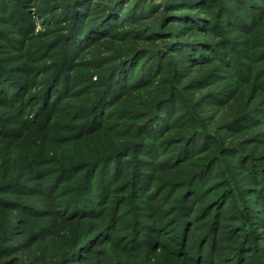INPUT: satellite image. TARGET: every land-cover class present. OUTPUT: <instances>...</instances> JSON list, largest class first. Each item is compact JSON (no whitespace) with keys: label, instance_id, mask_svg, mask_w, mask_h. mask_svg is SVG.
<instances>
[{"label":"rangeland","instance_id":"1","mask_svg":"<svg viewBox=\"0 0 264 264\" xmlns=\"http://www.w3.org/2000/svg\"><path fill=\"white\" fill-rule=\"evenodd\" d=\"M43 1L44 3H42ZM73 1L30 0L33 6L30 7L32 9L27 23L35 25L30 31L31 40L28 42L30 45L35 44L33 38L41 36L45 37V42H50L47 39L48 34H50L49 39H53L56 34L47 26L56 21L60 27L64 26L62 27L63 38L66 35L72 37L76 33L78 35V43H74L77 42L76 39L70 43L67 42L72 60L71 70L68 69L67 73L75 76L79 86L72 89V95L64 106L67 113L77 117L78 122L75 123L79 125V131L72 135L68 134L62 130L63 127L60 129V125L62 126L60 124L56 129L50 131L47 137H45L46 135H33L17 141L13 145L0 141V165L2 166L0 169L4 168L3 170L8 172L9 176L22 174V181L34 182L40 173H53L56 168L64 164L91 162L105 153L122 148L138 134L135 127L142 119L140 121L136 119V114L148 113L155 101L160 99L162 91L167 90V93H172L169 96L171 98L160 108L161 112H159L157 121V123L160 121V126L163 128L162 139L169 141L181 137L189 130L186 126H189L193 121H198L208 133L219 134L221 143L213 145L209 149H202L198 153H189L191 155H189L188 166L183 168H180L182 166L177 162V165L172 168L162 169L165 163L168 166L172 161L170 157L174 149L167 150L168 148L165 147V150H161L157 158L161 165L164 164L161 166L162 172L156 177L152 187L150 183L147 184L146 188L151 187L146 194L149 196L139 198L136 202L138 212L142 214L140 220L149 226L167 227L166 225L173 219L170 209L177 205V197L179 198L183 192L182 189H174L172 183L183 180L188 171L187 167L192 169L216 157L215 159L218 161L222 160L220 161L222 163L219 162L215 168L217 176L210 179V174H212L210 173L204 180V186L209 187L208 190L201 195L203 191L201 188V193L196 196L197 198H191V201L194 202V210L192 209L194 213L190 221H192V225H195V228L187 230L191 236L182 242L183 249H187L188 252L201 248L204 256L213 258L215 264H257V258L264 264V254L259 255V252L264 251V175L258 174L264 170V124L244 130L239 134L225 132L228 131L225 130V126L234 123L243 114L257 115L258 112L264 110V94H259L261 92L256 85L245 81L249 74L239 79L238 74L230 72V69L224 71V67L216 62V55L219 53L216 50L217 45L223 42L230 43L222 54L226 59L232 53H228V50H242L244 59L253 55L255 51H248L247 44L253 45L256 42L264 41V29L249 38L240 36L234 30L229 32L225 30L224 33L215 32L217 33L216 37L214 35L199 36L197 32V34H191L190 37L196 38L195 41L203 37L210 43L206 47L211 48H201L199 55L203 56V49H214V52L211 59H199L198 62H194L196 65H190L188 64L190 62L177 52V45L164 44L171 43L170 37L166 34L174 33L171 31L172 29L177 32L185 24L176 22L160 26L163 21L160 15L183 13L184 10H179L184 8L181 3L191 1L186 7H190V13L201 17L202 26L207 25V28L210 23L217 20L215 13L218 2L225 0H205L203 4L202 0H79L78 8H76L77 3L69 6ZM228 1L236 5L232 0L225 2ZM112 5H115L113 16L111 15L104 21L99 19V15L102 16ZM54 6L56 8L64 6L65 8L49 14L35 12L37 9ZM55 13L56 16L53 15ZM90 16L93 20L89 22ZM4 17L3 14H0L1 19ZM71 18H76L77 26L73 30L74 32L68 34V19ZM97 19L99 21H96ZM115 24L117 28L114 27ZM109 25H113L112 28L108 27ZM106 28L111 29H107L105 34H101ZM217 29L216 26L213 28L214 31ZM94 34L97 36L94 37ZM156 34L157 36H155ZM38 46L40 45L36 43L35 48H39ZM44 47L46 48H41L39 56L35 58L40 60L45 57L44 60L26 62L25 59L18 58L21 56L20 54L11 56L8 61L9 68H24L26 70L36 68L39 73L44 71V74L41 73L42 75L32 73L34 81L27 84V88H30L28 97H33L41 88L42 83L48 80L55 70V61L52 60L55 57L52 54L49 55L47 46ZM60 47L65 48L66 44L59 42L58 47L54 50L55 53L60 52L58 49ZM133 52H136V58L130 65H127L128 70L131 67L138 70L139 65L147 62L154 63L152 55L158 52H160L159 63L162 69L155 72L154 82L153 79L149 80L148 83H151L149 88L134 91L128 96L116 93V98L113 97L115 99L112 98L103 105V111L98 120L102 116L103 118L97 123L96 132L88 133L86 127H81L88 121L87 110L92 101L94 102L95 95L101 91L102 79H106L107 71L115 65L119 56H128ZM4 57L6 58V55H0L1 59ZM263 81L264 78L261 79L260 84H263ZM216 95H221L220 99L223 104L215 105L213 103L212 97ZM124 114H127L125 119H123ZM259 119L264 121V116L262 115ZM184 120L185 123L187 121L186 124L182 123ZM101 121L102 128L99 129ZM97 126H99L98 129ZM230 147L237 149L245 156L238 159L239 156L235 157L236 150L234 152L226 151V148ZM228 153L232 154L226 157ZM28 156L33 157L29 164L23 161ZM127 157L131 159V155ZM249 163H253L251 165L256 168L255 178L252 177L253 174L249 173L250 171H247ZM122 165L124 169L126 164L122 163ZM112 167L110 166V169ZM83 173L84 171L81 174ZM74 174L75 172L69 175ZM125 180L127 181L128 178ZM113 182V185L111 181L108 184L109 190H112L109 194L110 199L112 201L122 198L123 200L129 199L131 189L127 187L123 189L125 181L113 177ZM94 183L96 184V181ZM159 192L162 193L159 194ZM43 193L34 196L36 199L43 198L45 199L43 201L46 202ZM60 193L58 192V195ZM221 194H227L219 207L222 214L215 216L217 209L205 213L207 206ZM51 195L54 197L56 193L53 192ZM165 195L166 197L163 198ZM58 197L53 199L60 206L61 201ZM153 201L159 203L163 212H167L161 221L152 217V213L147 211L146 205H144ZM237 201L242 204V211L238 210L237 206L240 204H237ZM38 205V210L46 212L45 209H47V213L41 218L25 217L17 207L0 216V241L4 237H11L12 241L5 244L4 247L7 250L17 249L11 255H3L0 264H54L66 254L68 250L66 248L69 245L72 247L75 241L89 238L100 228L101 224L98 222L82 224L64 222L63 217L60 218L55 214L56 211L63 210L62 206L52 209L42 203ZM127 209L126 205H121V211H127ZM4 228H8L11 234L4 236ZM169 231L167 230V232ZM205 238L210 240L205 244H200ZM247 239H253L254 244L252 245H255V248L251 249V243ZM90 247L92 250L89 249L90 252L85 254L87 262L77 261L74 264H117L119 262L123 264H175L172 258L164 256L166 254L154 255L152 248L148 251L142 250L139 255L126 256L112 249L107 251L108 248L104 249L105 247L101 250L96 246ZM103 253L104 255H102ZM7 254H9L8 251ZM207 258L196 261L183 257L181 261L185 262L183 264H207Z\"/></svg>","mask_w":264,"mask_h":264},{"label":"trees","instance_id":"2","mask_svg":"<svg viewBox=\"0 0 264 264\" xmlns=\"http://www.w3.org/2000/svg\"><path fill=\"white\" fill-rule=\"evenodd\" d=\"M78 1L79 0H74L69 6L76 4ZM204 1L205 0H202V4ZM225 1L218 2L215 13L217 20L216 22L210 23V28L209 26L206 28L207 25L202 26L201 17L192 12L190 13V7L186 6L191 1L181 3L184 8L182 7L183 9L179 10H184L183 13H166L160 15V17L163 18L160 26L176 22L185 24L177 32L175 29H172L171 31L174 33L169 32L166 34L170 37L171 43L166 42L164 44H170L169 46L177 45V52H179L185 60L190 62L188 64L193 65L194 62H198L199 59H211L214 49H203V56L199 55V53H201V48H211L206 47L209 46L210 43L203 37L195 41L194 39L196 38L190 37L191 34L194 35L198 33L199 36L214 35V37H216L217 33L215 32L221 31L224 33L225 30L227 32L234 30L237 31L240 36L249 38L264 29V0H232L236 5L229 1V3ZM42 3H44V1ZM31 4L32 2L30 3V0H0V14H3L5 16L4 18H6H0V55H6V58H0V141H5L9 145H13L17 141L29 138L33 135L39 134L46 135L45 137H47L49 132L56 129L60 124H62V126L60 125V129L63 127L62 130L68 134L72 135L79 131V125L75 123L78 122L77 117L67 113L64 106L67 99L72 95V89L79 86L75 76L71 73H67L68 69L71 70L70 65L72 61L67 42L70 43L75 39L77 41L78 35L76 33V36L73 35L72 37L71 35H66V37L63 38L62 27L64 26L62 25L60 27L56 21L50 26H47L56 34L53 39H49L50 34H48L47 39L50 42H45V37L39 35L41 37L33 38L35 44L30 45L28 43L31 40L30 31L35 27V25L32 26L27 23L32 9L30 7L33 6ZM63 7H46L37 9L35 12L38 14H49L50 12L64 9L65 7ZM76 8H78V3L76 4ZM114 8L115 5H112V7L107 10L108 12L106 11L102 16L99 15L98 18L103 19V21L110 18L111 15L113 16L115 13ZM53 15L56 16V13ZM91 17L92 16H90L89 22L93 20ZM99 19L96 21H99ZM76 26V18L68 19V34L74 32L73 30ZM110 26L112 28L113 25H109L108 27ZM215 26L218 29L214 31L213 28H215ZM114 27L117 28L116 24ZM107 29L109 28H106L101 34H105ZM96 34L93 36H97ZM101 34L98 35L100 36ZM155 36H157V34ZM42 38L44 39L41 40ZM157 39L159 38L157 37ZM59 42L61 44H66V47H60L61 49L58 48L60 52L55 53L54 50L58 47ZM36 43L40 45L38 46L39 48H35ZM74 43H78V41ZM229 44V42H227V44L223 42L217 45L218 47L216 50L219 52L216 55L217 64L222 65L224 71L230 69V72L233 71V73L238 74L239 79L249 74L245 81L256 85L259 92H261L259 94H264V81L263 84H260L261 79L264 78V41L260 43L256 42L253 45L247 44V47H249L248 51L254 50L255 53L246 57V59L243 58L244 53H242V50H228V53H232L230 57L226 59L222 54H224L223 51L228 48ZM44 46H47L49 55L52 54V56L55 57L52 58V60L55 61V70L52 76L42 83L39 91L36 92L33 97H28L30 88H27V84L32 83V80L34 81L32 73L35 72V74H38L39 70L36 68L29 70L24 68H9L8 61L11 56L20 54L21 56L18 58L25 59L26 62L44 60L45 57L40 60L35 59L39 56L41 48H46ZM159 54L160 52L152 55L154 63L147 62L139 65L138 70H134L132 67L129 70L127 69V65H130L132 60L136 58V52L128 56H119L115 65L107 71L106 79H102L101 91L95 95L94 102L92 101L90 104L87 110L88 121L83 124L81 128L86 127L88 133L96 132L95 127L99 120L103 118L102 116L98 120L103 111V105L114 96L116 98V93L119 92L121 95L128 96L134 91L149 88L151 86L149 85L151 83H148L149 80L153 79L154 82V78H156L154 76V74H156L155 72L158 69H162L159 63ZM147 56H149V53L146 57ZM41 73L44 74V71H40L39 74ZM115 85L118 86L115 87ZM167 92V90L162 91L163 94L160 96V99L155 101L148 113L141 114L140 112L136 114V119L139 121L142 119L135 127L136 130H138V134L140 131V134H137L136 138H134L135 140L133 139L131 142H128L122 148L120 147L115 151L105 153V155L103 154L91 162H78L74 165L64 164L56 168L53 173H40L34 182L22 181V174L9 176L7 174L8 172L3 170L4 168L2 170L0 169V216H3V213L13 211L17 207L25 217L41 218L47 213V209H45L46 212L40 209L38 210V204L42 203L52 209L62 206L63 210H58L55 214L60 218L63 217L62 220L66 223L82 224L84 222H98L101 224L94 235L87 239H81L78 242L75 241L72 247L69 245L66 248L68 249L66 254L54 264H74L77 261L82 263L87 262L85 254L92 250V247L89 248V246H96L99 250L105 247L104 249L108 248L106 249L107 251L112 249L126 256L139 255L142 250L148 251L152 248L154 255L160 256L166 254L164 256L172 258L175 264L182 263L181 259H183V257L196 261H202L203 258H207L206 255L204 256L201 248L187 252V249H183L182 242L185 238L191 236L187 230L195 228V225H192V221H190L194 213V211H192V209L194 210V202L191 201V198L193 197L196 199V196L201 193V188L203 190L201 195L208 190L209 187L206 188V186H204V180H206L210 173H212L210 174V179L217 176L215 168L219 162L222 161L221 159L218 161V159L214 157L205 161L203 165L199 164V166L192 169L187 167L188 171L183 180L172 183L174 189H182L183 192L179 198L177 197V205L170 209V215H173V219L166 225L167 227L149 226L147 223L141 221L140 219L142 217L140 216L142 214L138 212L139 209L136 205L137 199L149 196H146V194L150 191L156 177L162 172V169L172 168L177 164L182 166H179L180 168L186 165L188 166V161L190 160L189 155L195 152L198 153L205 148L209 149L213 147V145L221 143L219 134L208 133L201 127L198 121H193L189 126H186L189 130L183 133L181 137L169 141L162 139L161 131L163 128L160 126V121L158 123L157 121L160 115L159 112H161L160 108L171 98L169 96L172 93ZM220 96L216 95L212 97L215 105L223 104L221 103ZM127 114H124L125 117H123V119L127 118ZM262 115L264 116V110L258 112L257 115L245 113L242 117L236 119L234 123L226 125L225 130L228 131L225 132L239 134L244 130H250L251 128L253 129V127L255 128V126L257 127L264 124V121L259 119ZM182 123L186 124L187 121L185 123L184 120ZM99 126H97V129L98 127L99 129L102 128V121ZM199 139L200 141H198ZM197 142L199 143L197 144ZM165 147L168 148L167 150L170 148L174 149L170 157L172 161L168 166L166 165L167 163H165V165L162 164L164 165L162 166L157 158L161 150L166 149ZM227 150L229 152H234L236 150V154H234L235 157L239 156L238 159L245 156V154L237 149L230 147L226 148V151ZM230 154L232 153L226 154V157L231 156ZM129 155H131V159H128L127 156ZM32 159L33 157L28 156L24 158L23 161L29 164ZM248 160L250 161L249 158ZM122 163L126 164L124 169ZM251 164L253 163H249L247 171H250L249 173L253 174L252 177L255 178L254 174L256 173V168ZM110 166H113L114 169L113 167L110 169ZM0 167L2 166L0 165ZM83 171L84 173L81 174ZM74 172L76 175H69ZM258 174L264 175V170ZM113 177L123 182L125 181L123 189L126 187L131 189L129 199H116L113 200L114 202L110 199L109 194L112 190H109L108 184L110 181L112 185L114 184ZM51 178H53L52 181H49ZM126 178H128L127 181L125 180ZM95 181L96 184L94 183ZM148 183L151 184V187L148 186V188H146ZM202 184L203 187H201ZM174 189L171 190L174 191ZM41 192H44L43 194H45L44 197L46 198V202L43 201L45 199H36L34 196ZM53 192L56 193L54 197L51 195ZM58 192H61L60 195H58ZM161 193L162 192H159V194ZM227 194L218 195L207 206L205 213H210L211 210L217 209L218 211H216L215 216H220L222 213L221 210L219 211V207H221V203L224 202ZM151 195L155 196L154 194ZM55 197L60 198V206L55 203ZM165 197L166 195L163 196V198ZM122 204L127 206V211H121ZM237 204H240L242 207L237 206L238 210L242 211V204L239 201H237ZM144 205H146L147 211L149 210V212L152 213V217L154 216L159 221L163 220V217L167 214V212L162 211V208L156 201L149 202V204L145 203ZM108 206L110 207L108 208ZM119 213L120 215L118 216ZM167 230L170 231L167 232ZM9 232L8 228H4V236L10 235L11 233ZM171 235L175 238H171ZM173 239H175L176 243ZM209 240V238H205L200 244H205ZM247 240L251 243V249L255 248V245H252L254 244L253 239ZM11 241V237H4L3 240L0 241V259L3 258V255H11L13 251L17 250H7L4 247L5 244ZM7 251L9 254H7ZM263 254L264 251L261 253L259 252V255L262 256ZM102 255H104V253ZM256 260L257 264H262L259 258ZM188 263L190 262L188 261ZM117 264L123 263L119 262ZM207 264H215L214 259L209 256L207 258Z\"/></svg>","mask_w":264,"mask_h":264}]
</instances>
